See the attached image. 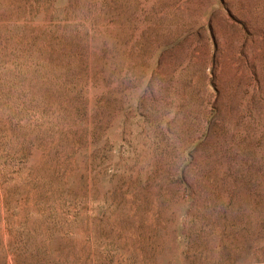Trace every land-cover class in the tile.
I'll use <instances>...</instances> for the list:
<instances>
[{
  "label": "rangeland",
  "instance_id": "rangeland-1",
  "mask_svg": "<svg viewBox=\"0 0 264 264\" xmlns=\"http://www.w3.org/2000/svg\"><path fill=\"white\" fill-rule=\"evenodd\" d=\"M0 264H264V0H0Z\"/></svg>",
  "mask_w": 264,
  "mask_h": 264
}]
</instances>
